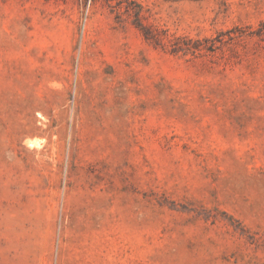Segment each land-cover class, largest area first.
<instances>
[{
	"label": "rangeland",
	"instance_id": "374dc122",
	"mask_svg": "<svg viewBox=\"0 0 264 264\" xmlns=\"http://www.w3.org/2000/svg\"><path fill=\"white\" fill-rule=\"evenodd\" d=\"M0 264H264V0H0Z\"/></svg>",
	"mask_w": 264,
	"mask_h": 264
}]
</instances>
